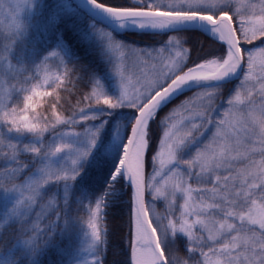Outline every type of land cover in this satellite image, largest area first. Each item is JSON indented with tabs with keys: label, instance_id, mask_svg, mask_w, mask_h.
Instances as JSON below:
<instances>
[{
	"label": "snow or ice",
	"instance_id": "1",
	"mask_svg": "<svg viewBox=\"0 0 264 264\" xmlns=\"http://www.w3.org/2000/svg\"><path fill=\"white\" fill-rule=\"evenodd\" d=\"M84 4L0 0V264H264V0Z\"/></svg>",
	"mask_w": 264,
	"mask_h": 264
},
{
	"label": "trees",
	"instance_id": "2",
	"mask_svg": "<svg viewBox=\"0 0 264 264\" xmlns=\"http://www.w3.org/2000/svg\"><path fill=\"white\" fill-rule=\"evenodd\" d=\"M60 0H39V3L42 5L40 9H38V15L33 18V27L30 30V34L28 37L29 43H33L38 47H45L47 44L52 42L55 38V33L52 31H46L45 25L48 22L49 17L52 15L53 11L56 8L57 3ZM69 9H76L68 0H64ZM76 19V14L74 11H66L62 18L61 22L57 25L56 30L62 32L64 34L65 40L71 45L72 50L81 56L83 61H90L91 57L85 54V51L77 40V38L73 35L68 25L72 23L73 20ZM3 27L0 26V30ZM118 38L123 39L125 41H131L138 44V46H149L155 43L156 37H153L151 34H141V33H130V34H116ZM166 39L165 37H162ZM100 70H104V65L99 66ZM106 90L108 93H115L114 83L111 80H108L106 83ZM183 97H180L182 99ZM178 102V101H177ZM127 189H122V191H126ZM65 242H62L61 247L64 246ZM111 258V257H110ZM61 259V254L57 249L53 248L46 252L42 257V264H56V262Z\"/></svg>",
	"mask_w": 264,
	"mask_h": 264
},
{
	"label": "water",
	"instance_id": "3",
	"mask_svg": "<svg viewBox=\"0 0 264 264\" xmlns=\"http://www.w3.org/2000/svg\"><path fill=\"white\" fill-rule=\"evenodd\" d=\"M69 2H70V3L76 8V5H77V3H78V0H69ZM81 3H82L83 6H84V10H85V11H89V9L87 8V5L84 4V0H81ZM95 15L100 16V14H98V13H96ZM100 19H101V20H104L105 23H108V21L106 20V18L100 16ZM121 33H143V32L128 29V30H124V31L117 32L116 34H121Z\"/></svg>",
	"mask_w": 264,
	"mask_h": 264
},
{
	"label": "rangeland",
	"instance_id": "4",
	"mask_svg": "<svg viewBox=\"0 0 264 264\" xmlns=\"http://www.w3.org/2000/svg\"><path fill=\"white\" fill-rule=\"evenodd\" d=\"M0 26L1 27H4V23H3V19H2V17H0ZM121 34H130V33H121ZM141 34H149V33H141ZM110 94V93H109ZM113 94H115V93H113Z\"/></svg>",
	"mask_w": 264,
	"mask_h": 264
}]
</instances>
